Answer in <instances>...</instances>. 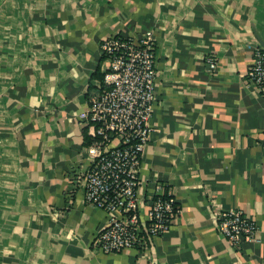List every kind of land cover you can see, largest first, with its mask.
I'll use <instances>...</instances> for the list:
<instances>
[{
	"label": "crops",
	"instance_id": "crops-1",
	"mask_svg": "<svg viewBox=\"0 0 264 264\" xmlns=\"http://www.w3.org/2000/svg\"><path fill=\"white\" fill-rule=\"evenodd\" d=\"M145 31L160 78L143 176L180 215L147 255L98 253L107 216L70 177L100 44ZM258 45L264 0H0V264H264V98L244 77ZM231 208L259 227L241 251L215 227Z\"/></svg>",
	"mask_w": 264,
	"mask_h": 264
},
{
	"label": "built area",
	"instance_id": "built-area-1",
	"mask_svg": "<svg viewBox=\"0 0 264 264\" xmlns=\"http://www.w3.org/2000/svg\"><path fill=\"white\" fill-rule=\"evenodd\" d=\"M102 79L89 92L83 119L89 142L82 148V164L70 177L86 204L105 212L106 225L92 243L98 253L136 250L147 255L154 240L168 233L180 215L171 189L164 183L147 190L143 160L149 144L158 96L160 59L154 31L139 36L115 35L100 44ZM208 70L218 61L209 56ZM264 98V47L254 48L244 75ZM264 145V142H263ZM218 235L235 251L258 240L259 227L242 211L215 212Z\"/></svg>",
	"mask_w": 264,
	"mask_h": 264
}]
</instances>
